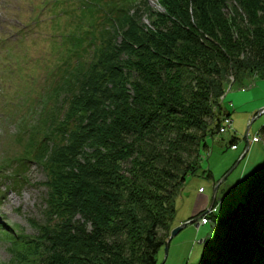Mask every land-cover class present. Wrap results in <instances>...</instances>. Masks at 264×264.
I'll list each match as a JSON object with an SVG mask.
<instances>
[{
    "label": "trees",
    "instance_id": "trees-1",
    "mask_svg": "<svg viewBox=\"0 0 264 264\" xmlns=\"http://www.w3.org/2000/svg\"><path fill=\"white\" fill-rule=\"evenodd\" d=\"M159 3L163 10L154 11L147 0L82 3L87 13L91 7L102 10L108 27L96 38L95 59L75 75L64 113L33 144L34 156L17 160L24 166L39 163L47 188L46 223L34 222L37 233L29 239L15 234L11 240L20 264H107L110 255L115 264H136V258L156 264L155 254L164 244L156 238L158 221L142 220L141 238L133 229L139 225L138 211L169 219L168 212L175 210L159 192L168 189L169 177L177 176V168L169 164L184 167L180 180L195 173L205 137L220 127L235 134L227 144L238 149L223 105L227 77L232 75V83L241 86L255 74L264 77V0ZM145 13L153 29L144 28ZM188 70L196 74L187 82ZM156 128L165 131L163 140L170 137L161 140L170 148H159L155 160L149 159L150 175H143L139 194V177L134 183L135 173L125 171L123 163L135 151V139ZM206 170L204 176L212 179ZM236 185L241 197L235 199L234 185L223 190L218 202L215 196L210 211L215 227L202 240L196 264H264V161ZM157 196L161 212L152 208ZM216 208L225 212L216 215ZM123 209L131 216L125 219Z\"/></svg>",
    "mask_w": 264,
    "mask_h": 264
},
{
    "label": "rangeland",
    "instance_id": "rangeland-1",
    "mask_svg": "<svg viewBox=\"0 0 264 264\" xmlns=\"http://www.w3.org/2000/svg\"><path fill=\"white\" fill-rule=\"evenodd\" d=\"M147 2L154 11L163 10L159 0ZM82 3L84 0H0V264H20L17 260L19 251L14 250L11 240H15L17 234L27 235L29 239L37 233L34 222L46 223V172L37 162L27 161L28 165L24 166L23 163L19 165L17 160L21 161L26 154L34 156L33 144H37L45 131L51 129L54 118L64 113L68 100L66 93L72 89L75 75L95 59L96 38L100 37L106 25L103 11L91 7L90 13H87L88 8L82 10ZM233 10L229 8L230 15ZM142 23L145 29L146 26L153 29L146 13ZM191 71H186L190 74L186 76L187 82L196 74ZM232 77H227L223 105L230 113L238 137V149L234 151L227 144L234 133L216 132L205 137L206 145L201 147L197 160L200 167L195 169V173L191 172L180 180L184 167L169 164V168H177V176L169 177L168 189H160L159 192L167 195L161 196L164 197L163 202L168 200L175 210L168 212L169 219L145 216L144 212L138 211L139 225L133 229L136 237L143 236L140 233L142 220L147 223L156 219V238L165 242L173 227L207 209L214 185L226 173L225 183L220 182L216 188V201H219L223 190L226 193L233 185L237 191L235 199L241 197L242 191L237 182L264 161V130H261L264 111L258 113L264 107V77L260 74L250 76L242 86L232 83ZM252 117L256 118L250 123ZM48 118L49 121H46ZM164 132L162 128H156L135 139V151L123 163L125 171L135 173L134 183L139 177V194L144 185L143 175H150L147 170L155 160L156 152L159 148L168 150L169 146H163L161 142ZM246 134L251 146L242 157L245 158L240 160L246 146ZM177 154L180 158L185 157V153ZM206 169L211 171L212 179L204 176L203 172H208ZM150 193L159 194L153 190ZM128 195L130 193L126 190V198ZM153 198L152 208L161 212L157 203L160 197ZM236 203L237 200H234L232 205ZM123 210L125 219L131 216L130 210ZM214 212L219 215L225 211L216 208ZM210 216L208 211L198 221L183 227L170 239L166 251L162 244L155 254L156 264H196L202 251V240L213 234L215 223ZM124 254L131 259L130 253L126 251ZM114 261V256L110 255L107 264H115ZM134 263L144 264L140 258H136Z\"/></svg>",
    "mask_w": 264,
    "mask_h": 264
},
{
    "label": "water",
    "instance_id": "water-1",
    "mask_svg": "<svg viewBox=\"0 0 264 264\" xmlns=\"http://www.w3.org/2000/svg\"><path fill=\"white\" fill-rule=\"evenodd\" d=\"M264 111V107L260 108L258 110V113H261ZM256 117H252V119L250 120V123L255 119ZM248 147H249V143H248V140L246 139V147L243 151V153L241 154L240 158L243 157V155L247 152L248 150ZM227 176V175H226ZM225 176L220 180L218 181L214 187H213V190H212V196H211V200H210V203L207 207V209L205 210L204 213L208 212L211 208H212V205L214 203V198H215V191H216V188L218 187V185L220 184V182H222L224 180ZM204 213H200L198 216H194L190 219H187L185 221H182L181 223H179L178 225H176L175 227H173L167 237V239L165 240L164 242V246H165V251L167 250V247H168V244H169V241L170 239L175 236L183 227H185L187 224L189 223H194L196 220H198V218H200Z\"/></svg>",
    "mask_w": 264,
    "mask_h": 264
},
{
    "label": "built area",
    "instance_id": "built-area-1",
    "mask_svg": "<svg viewBox=\"0 0 264 264\" xmlns=\"http://www.w3.org/2000/svg\"><path fill=\"white\" fill-rule=\"evenodd\" d=\"M225 122L229 123V120H228V119H226V120H225ZM221 130H222V129H221Z\"/></svg>",
    "mask_w": 264,
    "mask_h": 264
}]
</instances>
